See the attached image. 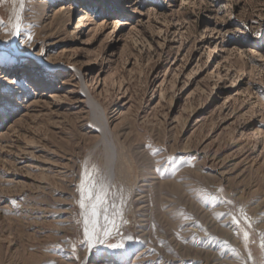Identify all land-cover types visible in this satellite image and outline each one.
Instances as JSON below:
<instances>
[{
    "label": "rangeland",
    "instance_id": "1",
    "mask_svg": "<svg viewBox=\"0 0 264 264\" xmlns=\"http://www.w3.org/2000/svg\"><path fill=\"white\" fill-rule=\"evenodd\" d=\"M28 32L0 67V264H94L86 170L126 264H261L264 0H0V41Z\"/></svg>",
    "mask_w": 264,
    "mask_h": 264
},
{
    "label": "snow or ice",
    "instance_id": "2",
    "mask_svg": "<svg viewBox=\"0 0 264 264\" xmlns=\"http://www.w3.org/2000/svg\"><path fill=\"white\" fill-rule=\"evenodd\" d=\"M25 0H20V3L23 4ZM25 25L22 22V16L16 15L15 22L11 24V28L9 30V34L13 37H20L23 33ZM32 41V34L28 32L26 38L20 42L13 43L9 41L5 43L0 41V67L12 65L18 63L20 58L25 56L26 47ZM23 43L25 48H21L19 45ZM34 62L38 64L42 71L46 73H54L58 71V67H53L52 65H48L43 63L41 58H36L34 53L31 54ZM44 56V53L41 52V57ZM93 172H98V169L95 165L92 166ZM222 191V190H218ZM81 194L85 196L89 201L88 207L91 210V216L89 217V221L91 222V227H88V221H86V227L84 229V240L83 243L87 245V250L91 255L93 249H97L95 252V261L94 264H126L121 260V255L124 250H126V243L133 242L136 238L130 235H126L121 239L120 242H107V238L112 235V228L116 227L115 219L110 218V214L107 207H104L108 204V184L107 178L101 177L99 180L92 175L91 172L87 170L82 175V185H81ZM231 204L232 201H226ZM81 208L85 207L83 201L81 202ZM117 205H112V211L117 216H123V208L119 206V210L117 211ZM239 216L243 217V219L247 222H251V218L248 217L245 213V210L241 207L237 209ZM233 222H239L238 217L236 215H232ZM102 218L107 221L106 224L100 225L99 218ZM111 225V228L109 227ZM243 239L245 241V246L247 247L249 240V233L245 231L243 233ZM102 246V247H101ZM260 247L264 250V240L261 241ZM76 246H73V250L75 251ZM249 258L251 259V253H249ZM261 264H264V260L261 261Z\"/></svg>",
    "mask_w": 264,
    "mask_h": 264
},
{
    "label": "bare ground",
    "instance_id": "3",
    "mask_svg": "<svg viewBox=\"0 0 264 264\" xmlns=\"http://www.w3.org/2000/svg\"><path fill=\"white\" fill-rule=\"evenodd\" d=\"M110 157V156H109Z\"/></svg>",
    "mask_w": 264,
    "mask_h": 264
}]
</instances>
